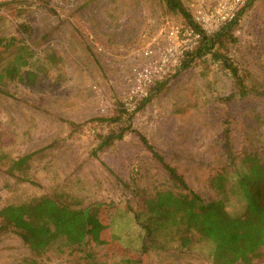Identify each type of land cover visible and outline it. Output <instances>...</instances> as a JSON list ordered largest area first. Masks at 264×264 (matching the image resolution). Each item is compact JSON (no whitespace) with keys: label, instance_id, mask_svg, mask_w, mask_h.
<instances>
[{"label":"rangeland","instance_id":"rangeland-1","mask_svg":"<svg viewBox=\"0 0 264 264\" xmlns=\"http://www.w3.org/2000/svg\"><path fill=\"white\" fill-rule=\"evenodd\" d=\"M40 1L0 0V37L12 38L20 23H28L34 35L24 42L35 53L29 70L40 77L35 87L9 82L1 88L8 96L0 92V129L9 137L1 151L10 158H32L26 181L0 166V208L43 197L116 207L112 225L94 240L90 258L55 247L41 264H92L112 252L106 264H212V245L202 239L183 252L139 254L141 234L130 211H139L145 197L172 185L134 134H126L97 158L91 156L99 136L115 130L116 123L107 119L125 108L133 72L147 62L146 49L163 43L168 28L184 25L183 19L162 0H48L56 15ZM219 1L181 0L190 15ZM235 36L230 56L259 95L220 103L218 98L233 92L230 75L210 61L197 62L164 79L131 120L206 201L215 198L208 180L217 170L224 169L233 183L232 172L239 169L238 159L229 165L222 146L226 119L235 156L264 153V0L249 1ZM51 53L56 66L40 70ZM11 60L6 54L0 71ZM239 206L233 199L227 209L234 213ZM27 256L18 236L0 234V264H21ZM251 264H264V258Z\"/></svg>","mask_w":264,"mask_h":264},{"label":"trees","instance_id":"trees-1","mask_svg":"<svg viewBox=\"0 0 264 264\" xmlns=\"http://www.w3.org/2000/svg\"><path fill=\"white\" fill-rule=\"evenodd\" d=\"M162 2L169 12L179 14L185 25L199 30L181 0ZM40 3L48 13L56 15L48 0H41ZM241 12L218 33L204 37L198 46L185 53L173 70L176 73L186 71L197 62L210 61L212 65L226 71L233 81V92L228 97L218 98L224 104L233 99L260 94L259 89L248 85L246 76L230 56L231 48L238 41L235 26ZM33 35L34 30L28 23H20L12 38L0 37V60L6 54L11 55L12 59L11 66L0 71V92L3 95L8 96L1 88L9 82L28 87H35L39 83V72L29 70L35 53L24 42L25 37L31 40ZM56 63L57 59L51 53L45 57L40 70L56 66ZM162 85L163 82L156 84L148 97L140 101L134 110L121 109L114 118L107 119L108 123H116L115 130L99 136L97 146L91 151V156L97 158L99 153L112 148L126 134L132 133L162 167L172 185V189L158 190L153 196L145 197L144 207L139 211H130L141 234L139 254L154 251L183 252L190 250L197 239H202L212 245V264H251L256 260L262 261L264 153L242 151L235 156L231 151V127L226 119L222 146L227 153L229 165L232 166L238 159L239 169L235 168L232 172L235 175L233 183L229 181L224 169L217 170L208 180V188L215 198L204 200L189 187L174 167L165 162L148 139L132 126V115L141 110L150 101L154 89ZM70 126L72 129L74 125L70 123ZM8 140L7 134L0 129V166L5 167L7 175L26 181L32 154L10 158L1 151L8 146ZM233 199L238 200L240 208L230 213L227 206ZM116 213V207L110 208L103 204L81 205L77 201L60 202L51 197H43L0 208V234H15L27 248L28 256L21 264H41L42 258L55 247L90 258L96 250L97 236L112 225ZM100 214L105 215V219H101ZM112 254L102 255L98 260H92V264H106L105 258Z\"/></svg>","mask_w":264,"mask_h":264},{"label":"built area","instance_id":"built-area-1","mask_svg":"<svg viewBox=\"0 0 264 264\" xmlns=\"http://www.w3.org/2000/svg\"><path fill=\"white\" fill-rule=\"evenodd\" d=\"M249 0H220L208 9L194 12L192 20L199 30L187 25H173L165 32L163 43L147 48L146 64L134 70L132 85L124 103L128 111L147 98L156 84L174 72L185 53L198 46L204 37H211L235 20Z\"/></svg>","mask_w":264,"mask_h":264}]
</instances>
